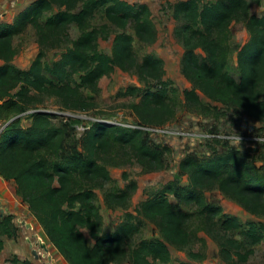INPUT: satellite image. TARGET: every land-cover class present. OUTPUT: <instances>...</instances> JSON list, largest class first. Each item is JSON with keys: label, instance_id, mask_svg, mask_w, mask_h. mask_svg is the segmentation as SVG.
I'll use <instances>...</instances> for the list:
<instances>
[{"label": "trees", "instance_id": "trees-1", "mask_svg": "<svg viewBox=\"0 0 264 264\" xmlns=\"http://www.w3.org/2000/svg\"><path fill=\"white\" fill-rule=\"evenodd\" d=\"M174 16L184 22L179 34L185 47L183 73L193 85L185 90L186 99L199 105L201 92L225 105L226 112L242 110L264 121V17L252 14L247 0L181 1L175 5ZM98 17L105 23L97 24ZM235 21L243 22L251 36L237 55L238 79L230 70L227 43ZM29 25L39 53L29 69H21L13 62L14 38ZM73 26L79 33L76 38L69 33ZM112 29V54H108L100 40H109ZM157 38L149 6L127 0H36L12 23L0 22V122L6 125L0 134V175L15 181L17 195L68 264L167 263L168 243L184 247L192 240L193 214L179 210L181 205L194 206L228 264H246L254 246L264 240V223L243 224L206 199V191L218 189L251 213L264 215V165L257 166L250 155L233 147L218 149L222 143L216 139L215 146L207 144L212 151L209 156L189 153L180 162L178 176H187L188 185L174 180L140 205L138 214L153 222L163 239L136 241L138 227L131 214L115 233L101 231L95 189H104L112 180L108 166L120 164L116 158H134L148 172L168 166L172 148L156 143L141 128L164 125L174 116L167 100L171 83L163 79V60L152 54L140 59L137 55V43L151 45ZM54 49H59V58L48 64L45 57ZM198 49L205 56L200 57ZM115 67L149 83L146 91H128L140 96V102L130 108L141 126L94 121L80 136L71 119L43 111L49 97L57 100L62 112L95 109L100 80ZM23 117H31L29 126L22 124ZM136 189L132 181L123 190L107 192V204L125 205ZM169 195L181 205L171 202ZM83 228L90 231L95 244H90ZM17 234L13 216H4L0 235ZM191 256L201 257L195 252Z\"/></svg>", "mask_w": 264, "mask_h": 264}, {"label": "rangeland", "instance_id": "rangeland-1", "mask_svg": "<svg viewBox=\"0 0 264 264\" xmlns=\"http://www.w3.org/2000/svg\"><path fill=\"white\" fill-rule=\"evenodd\" d=\"M127 1L145 3L152 12V19L158 34L157 41L151 45L137 43V55L140 59L146 54H152L163 60V79L171 83L167 100L174 107V116L164 125H145L144 127L146 131L150 132L153 141L169 145L172 151L167 154L168 166L157 171H146L134 158H116L120 164L108 166L112 180L106 184L104 189H95V204L100 213V228L103 233H115L122 224L126 223L128 214H131L134 216L132 223L138 227L135 235L136 241L163 239L158 227L138 214L140 205L148 198L158 196L163 187L174 180H179L183 186L188 185L187 176H178L180 162L189 153L209 156L212 151L207 144L211 143L215 146V139L221 140L222 143L217 145L218 149L233 147L242 155H250L249 160L254 161L257 166L264 165V121L257 120L242 110H238L236 113L234 109H230L231 111L226 112L225 105L210 100L201 92H199L201 98L199 105L191 104L186 99L185 90L191 89L193 85L183 73L185 47L179 34L183 29L184 22L176 19L174 13L175 5L187 0ZM203 1L214 2L217 0ZM3 2L9 6L13 4L14 7L16 4V0H3ZM247 2L252 14L264 17V0H247ZM0 18H2L1 14ZM105 21L102 17H98L96 23L103 24ZM114 32L115 30L112 29L109 40H100L101 48L108 54H112ZM128 32L133 33L132 30H128ZM69 33L71 38H76L79 34L74 26ZM250 37V33L243 22H232L230 39L227 43L231 50L230 70L237 79L240 76L237 55L241 48L249 42ZM14 46L16 49L14 64L21 69H29L39 53L36 34L30 25L24 33L14 38ZM197 53L200 57L205 56L201 49H198ZM58 58L59 49L50 50L45 57V62L52 64ZM2 64L3 61L0 60V65ZM148 84L144 80H140L136 73L115 67L110 75L100 80L101 91L96 99L95 109L87 112H62L59 110L57 100L52 97L45 99L42 109L46 112L57 113L65 119H71L80 136L94 121H101L107 125L135 128L141 126V123L130 105L139 103L140 96L134 97L128 91L131 88L146 91L149 88ZM151 89L154 87L152 86ZM21 122L25 127L29 126L31 117H23ZM1 125L0 122V129ZM5 127L6 125L3 126V129ZM132 181L137 183V189L125 205L107 204V192L123 190ZM205 196L208 203L221 206L226 215L237 217L243 224L247 222L264 223V215L251 213L218 189L206 191ZM169 198L174 204L178 203L173 195H169ZM180 205L181 203L177 206ZM20 206L24 209L21 208L15 214L17 236L5 238L6 235H0V264H21L25 260L34 264H68L54 246H50L51 249L48 253L46 247L43 246L46 239L44 230L30 212L28 205L21 202ZM179 210L193 214L189 221L192 240L184 247L168 243L170 260L167 263L158 260L156 262L158 264H228L220 255L218 241L208 231L204 220L197 214L194 206L181 205ZM4 216L5 211L0 209V221ZM82 230L90 244H95V239L92 238L90 231L86 228ZM233 236L241 239L239 234ZM193 252L199 253L201 257L199 259L192 258L191 253ZM50 256L53 261H49ZM15 259H19V262H16ZM122 264L129 263L124 262ZM246 264H264V240L254 246V253Z\"/></svg>", "mask_w": 264, "mask_h": 264}, {"label": "crops", "instance_id": "crops-1", "mask_svg": "<svg viewBox=\"0 0 264 264\" xmlns=\"http://www.w3.org/2000/svg\"><path fill=\"white\" fill-rule=\"evenodd\" d=\"M36 0H16L15 7L12 4V6H9L7 4H4L3 0H0V10L3 13L2 18H0V22H6L11 23L14 19V17L23 9H25L27 6L34 3ZM22 199L17 195V185L15 181L13 180H6L0 175V209H3L5 211L6 215H12L13 216V222L16 220L15 214L18 213V211L24 207H21ZM24 203V202H23ZM17 226V223L15 224ZM46 235V234H45ZM8 236H5V238ZM9 238V237H8ZM47 239V241H46ZM45 243L43 244L44 247H46L48 253L50 252L51 247L53 244L50 242L49 238L46 235ZM36 256V254H34ZM52 260V257L50 256V260ZM53 261V260H52Z\"/></svg>", "mask_w": 264, "mask_h": 264}, {"label": "built area", "instance_id": "built-area-1", "mask_svg": "<svg viewBox=\"0 0 264 264\" xmlns=\"http://www.w3.org/2000/svg\"><path fill=\"white\" fill-rule=\"evenodd\" d=\"M0 14L3 15V13L1 12V10H0ZM32 112H33V111H32ZM3 126H4V125H1L0 134H1V132L3 131ZM141 128H142V129H145L144 126H142Z\"/></svg>", "mask_w": 264, "mask_h": 264}]
</instances>
